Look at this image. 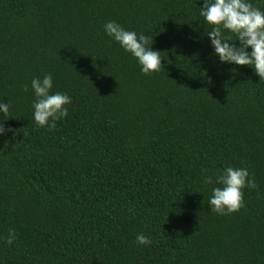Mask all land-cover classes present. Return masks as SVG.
I'll return each instance as SVG.
<instances>
[{"label":"trees","instance_id":"1","mask_svg":"<svg viewBox=\"0 0 264 264\" xmlns=\"http://www.w3.org/2000/svg\"><path fill=\"white\" fill-rule=\"evenodd\" d=\"M203 6L0 0L13 130L0 135V238L16 232L10 246L0 239V264H264V79L219 60ZM109 21L151 37L165 70L143 74ZM45 74L72 100L54 130L34 121L31 81ZM228 167L257 187L219 215L209 198L220 185L204 178Z\"/></svg>","mask_w":264,"mask_h":264},{"label":"clouds","instance_id":"2","mask_svg":"<svg viewBox=\"0 0 264 264\" xmlns=\"http://www.w3.org/2000/svg\"><path fill=\"white\" fill-rule=\"evenodd\" d=\"M200 15L210 26L206 35L211 40L219 60L225 64L254 68L261 80L264 79V11L254 6L250 0H204ZM104 28L109 37L138 60L143 74L150 76L165 70L161 53L152 48L151 37L125 30L114 21L107 22ZM236 41L240 42V47L236 46ZM249 48L252 49L251 54L248 52ZM31 87L36 96L33 102L36 125L54 130L56 122L68 116L71 97L60 92L52 93L51 74H45L43 79L33 78ZM27 90L25 86L24 91ZM9 110V104L0 102V112L3 113V119H0V135L13 131L5 127V122L9 120ZM214 182L220 186L212 189L209 205L210 210L219 215L238 213L245 207L243 190L257 187L255 177L250 176L246 168L228 167L223 174L215 177V181L212 176L204 178L205 184ZM15 237V230L10 229L7 237L0 239L10 246ZM136 243L150 245L152 241L140 233L136 237Z\"/></svg>","mask_w":264,"mask_h":264}]
</instances>
